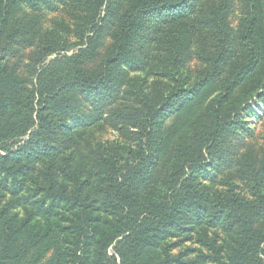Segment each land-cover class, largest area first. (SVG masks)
Segmentation results:
<instances>
[{
	"label": "trees",
	"instance_id": "obj_1",
	"mask_svg": "<svg viewBox=\"0 0 264 264\" xmlns=\"http://www.w3.org/2000/svg\"><path fill=\"white\" fill-rule=\"evenodd\" d=\"M114 3L0 0V264H264V150L231 139L253 137L236 92L258 73L264 105V0L242 58L228 0H132L101 57ZM62 5L90 16L70 46L19 17ZM196 33L205 68L184 79ZM153 65L168 83L132 77Z\"/></svg>",
	"mask_w": 264,
	"mask_h": 264
},
{
	"label": "rangeland",
	"instance_id": "obj_2",
	"mask_svg": "<svg viewBox=\"0 0 264 264\" xmlns=\"http://www.w3.org/2000/svg\"><path fill=\"white\" fill-rule=\"evenodd\" d=\"M221 0H204L205 6H209L210 3L216 2L219 3ZM132 0H115L113 5L112 15H107L106 6H103L98 16L95 19V26L97 27V31L94 33H89L91 36H95L97 34V41L99 45V49L101 51V57L105 56L108 53L110 44H111V35L116 28L117 17L124 10H126ZM230 5V12L227 16V22L230 28L231 40L234 45L235 58H242L243 55V47L239 38L241 23L246 15L247 11V0H228ZM71 11L73 13L71 14ZM21 21L27 22L29 18L38 22V27H41V37L59 42L61 45L67 46L72 45L80 41V36L77 35L79 32L80 26L84 23L90 22V16H88V8L86 6H81V8L74 9L71 7H65L62 5L58 11H49L44 9L42 11L33 12L32 9L27 8L23 14H20ZM88 17V19H86ZM89 20V21H88ZM85 25V24H84ZM199 33H196L195 37H193L192 42L190 43V51L188 52L187 59L188 62L183 68H180L179 71L184 79L187 76L191 77V80L197 78L202 70L205 68L200 59V50L198 48L199 45ZM39 38H37V41ZM82 41V40H81ZM140 43V42H139ZM157 46V44H155ZM153 45V46H155ZM160 47V46H158ZM77 48H71L70 51H66L68 53L74 52ZM157 49V47H156ZM20 55L22 56V60L25 63H29L30 59H34L32 57L34 55V51L29 50L28 48H20ZM160 52L153 51L151 54V58L156 59ZM164 69L156 68L155 65L152 67H145L144 71H140L138 73H134L132 77H138L142 81H145L146 78L148 80L147 88H153L157 81H162V83L166 84L167 79L165 76ZM170 74V73H169ZM260 78V73L253 75L248 79L246 83H244L240 88H238L236 95L237 98H240V101L244 98H249L247 102L244 103V111L241 115V118L247 122L249 128L253 129V137L247 135V139H243V134L239 136H231V139L235 143H243L242 146L237 147L239 152H254L258 153L263 151L264 149V105L260 101V97L255 96L254 88L258 85ZM190 80V81H191ZM108 134L115 135L114 130L108 132ZM245 147L247 150H245ZM261 155V153H260Z\"/></svg>",
	"mask_w": 264,
	"mask_h": 264
}]
</instances>
